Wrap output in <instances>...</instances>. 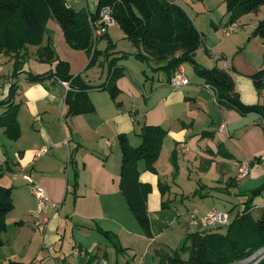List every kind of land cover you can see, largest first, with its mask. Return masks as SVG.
<instances>
[{
    "label": "crops",
    "instance_id": "1",
    "mask_svg": "<svg viewBox=\"0 0 264 264\" xmlns=\"http://www.w3.org/2000/svg\"><path fill=\"white\" fill-rule=\"evenodd\" d=\"M65 1L76 11L83 9L95 13L97 10V0L93 6L86 5L84 0ZM115 24L102 25L98 37L104 39L103 34H106L107 40L99 44L109 41L114 45L110 58L117 59L116 66L122 71L115 82L119 93L113 101L107 91L89 89L88 98L94 107L91 113L68 116L64 82L32 84L26 81L23 73L19 83L11 75L3 76L4 82H8L3 84L4 91H0V115L5 111L1 101L8 94V85L16 83L13 102L19 105L17 122L21 135L17 140H11L0 128V187L12 189L13 195V190L20 187L19 183L28 184L26 178H29L41 186L53 202L60 204V208L55 213L48 210V224L42 229L35 225V201V208L28 212L31 218H27L30 223L26 230L30 232L21 231L23 219L16 221L9 213L6 231L0 234V264L8 261L100 264L97 256L104 258L107 253L113 264L120 261L122 264H161L187 234L203 230L198 220L190 223L193 210L197 211L198 217L216 211L226 215L229 224L240 208H244L246 195L262 185L242 192L237 188L235 176L240 162L252 163L250 174L257 163L256 158L260 157L257 167L263 166V119L257 114L240 115L220 106L212 90L190 67L189 76H186L187 69L183 64L181 67L188 84L178 88L170 86L164 73L153 70L155 64L133 56L136 48L132 44L118 47L119 40L113 39L110 31ZM196 29L204 36L202 30ZM212 35L210 40L203 38L204 47L195 52V61L206 69L228 72L243 104H262L264 88L258 92L249 76L264 70V42L260 38H251L248 42L256 43L257 50L248 52L245 43L246 47L239 54L229 58L220 48L222 44L217 34ZM121 39L122 43L127 40L124 34ZM48 43L56 56L68 63L70 75L80 74L88 65L90 56L84 51L70 49L59 25L53 20L47 22L42 46ZM99 44L96 48L101 50ZM30 48L34 49L38 60V47H27L26 54ZM203 51L210 55L207 63L198 61V53ZM103 59L99 58L100 79L106 74L105 82L108 66L107 60ZM25 65L23 70L29 71ZM53 65L49 64L48 69L52 70ZM87 79L88 75L83 79L85 84L89 83ZM143 125L159 126L167 132L152 170L144 161L137 164L140 182L151 187L146 203L151 237H146L143 232V236L132 233L125 220L127 218L131 223L129 217L132 215L119 189L121 154L117 136L125 134L129 145L136 147L140 144L138 133ZM43 149L44 153L41 152ZM174 164L175 178L172 177ZM190 171L196 174L193 180L197 181L188 191L181 186L180 178L184 173L190 176ZM209 173L212 179L207 180L204 176ZM194 198L199 201H193L192 207L187 206ZM256 199H261L259 207ZM251 205V213L264 208V193L253 199ZM12 222L16 224L14 227ZM99 222H104L105 231ZM228 224L214 227L225 229ZM75 226L78 228L73 234ZM93 229L109 234L104 235L109 241L103 240L107 243L104 251L99 247L103 242L98 243L91 237ZM74 235L77 239L72 240ZM118 254H130L132 259L119 261L115 258Z\"/></svg>",
    "mask_w": 264,
    "mask_h": 264
},
{
    "label": "trees",
    "instance_id": "2",
    "mask_svg": "<svg viewBox=\"0 0 264 264\" xmlns=\"http://www.w3.org/2000/svg\"><path fill=\"white\" fill-rule=\"evenodd\" d=\"M224 3L227 24L232 25L243 15L258 11L264 5V0H224ZM105 7L110 9L114 22L136 48L133 54L136 59L155 64L153 70L164 73L166 82L170 81L179 66L191 64L197 76L213 89L220 106L240 115H259L263 119L261 125L264 130V102L243 104L234 91L228 72L216 68L206 69L195 61L194 53L202 44L203 36L184 10L169 0H97L95 13L83 9L76 11L65 0H0V53L13 55L16 59L12 78H17L22 72L26 75V81L32 84L46 81L67 83L64 101L68 107V116L94 111L88 98V90L91 88L107 91L114 101L119 93L115 82L122 74L116 66L117 59L110 58L114 45L108 41L110 51L98 50L91 32L92 25L96 26L99 20L100 10ZM52 19L59 25L70 49L84 51L90 56L87 69L100 57L107 60L108 75L105 83L96 87L88 86L80 75H70L68 63L56 56L49 43L42 46L47 22ZM253 34L264 42V19L257 22ZM27 47H38V60L53 63L54 70L37 75L24 71ZM249 78L258 92L264 88V70L255 72ZM16 91L17 85L12 83L6 98L1 101L5 111L0 115V128L4 129L11 140H17L21 135L17 122L19 105L13 102ZM166 134L159 126L143 125L138 133L140 144L136 147L129 145L125 134L117 136L121 154L119 189L129 212L146 237H151L146 204L151 187L140 182L137 164L144 161L146 167L152 170ZM259 161L260 157L255 159V162ZM263 193L264 184L251 190L246 195L244 208L225 227L224 232L219 227L211 226L187 234L178 248L166 255L161 264H236L264 249V208L260 209L257 218L251 213L253 199ZM13 209L12 189L0 187V234L6 231V218ZM3 264L24 263L8 261ZM255 264H264V257Z\"/></svg>",
    "mask_w": 264,
    "mask_h": 264
},
{
    "label": "rangeland",
    "instance_id": "3",
    "mask_svg": "<svg viewBox=\"0 0 264 264\" xmlns=\"http://www.w3.org/2000/svg\"><path fill=\"white\" fill-rule=\"evenodd\" d=\"M67 1L70 2L71 0H67ZM84 1H86V5H88V6H93L95 3V0H84ZM171 2L180 6L184 10L186 15L191 19L193 24L196 25V27H198L200 30L203 31L202 32L204 34L203 38L205 40H206V38H208V40L212 39V36H213L212 34L216 33L217 37L219 38V41H221V44H222L220 48L223 51H226L224 53L227 54L229 56V58H230V56L234 57L235 55L239 54L240 51L244 47H246V45H248V48H247L248 52L250 49L252 52L254 49H256V47H255L256 43L250 42V44H251L250 45L248 41L251 38H253L252 40H255L254 39L255 36L253 34L254 27L259 20L264 19V5L260 6L258 11H256V12H251V13L243 15L240 19H238L235 22L236 24L234 23V25L236 26L237 29L233 32L226 34L227 28H229L231 25L227 24L228 17L225 14L226 11H225L224 0H171ZM52 20L54 21V19H52ZM54 22H56V21H54ZM110 31H111V35H112L113 39L119 40V42H118L119 48L121 47V45H124V44L130 46L131 43H129V41H127V40L124 43H122L123 40L121 39V36H123V33L120 30V28L118 27V25H116V24L113 25L110 28ZM103 35H106V34H103ZM256 38H258V37L256 36ZM236 39H238V41L234 42ZM103 40H107V38L102 39V36L98 37L97 40L95 41L96 47ZM245 43H246V45H245ZM235 45H239V46L236 48ZM108 46H109V42L106 41V43L104 42V44H99L98 48L101 50L104 49L103 51H105L107 49L109 50ZM200 47L203 49V47H204L203 43L200 45ZM110 53H112V51ZM34 54H35L34 49L30 48L27 52L26 59H25V63H26L25 67L29 68V71L31 72V74H33V75H37V73L38 74H40V73L45 74V73H47V71H50L48 69V67H49L48 65L52 64V63L36 60ZM36 56H37V52H36ZM209 56L210 55H208L206 51H203V53H198L197 58H198V61H202L203 63H207L206 59H210ZM101 58H103V57H101ZM194 58H195V53H194ZM15 61H16V59L13 55L5 54L3 52L0 53V64L3 67V69L0 73V91L1 90L4 91L5 86H3V84H6L8 82V81L4 82L3 76L11 75L13 73V65H14ZM183 65H184V68L187 69L186 76L188 77L189 76L188 75L189 67L193 71H194V68L189 63H184ZM52 70H54V68ZM87 72H88V74H86ZM79 73L80 74H78V75H80L81 79H82V76H83V79H85L86 75H88L87 80L89 81V83L87 85L91 86V87L100 86L101 84H103L105 77H106V74H104L103 78L100 79V77H101V75H100L101 66H100L99 59L95 64H92L88 69L86 66L84 68V70H82ZM194 73L196 74L195 71H194ZM22 74L23 73L21 72L17 76V78H14V80L17 81V79H18L19 83H21L22 81L20 79L23 77L22 76L20 77V75H22ZM75 75H77V74H75ZM11 78H12V76H11ZM10 85H11V83L8 85V88ZM255 165L253 166V171L251 172L250 176L248 178L238 182L237 188L240 191L243 192L245 190L253 189L256 186H259V185L264 183V162H263V166H261V167H257L258 163H255ZM258 168H259V170H257ZM150 172H154V171H150ZM182 175H183V177L180 178L181 186H183V189H188V191L189 190L191 191L193 185H194V187L196 186L197 180H193V179H195V177H197L196 174L193 173L192 171H190L189 172L190 176H187V173H184ZM211 175L212 174L209 173V174L205 175L204 178L207 180L212 179V178H210ZM176 176H177V174L173 170L172 177L175 178ZM19 185H20V187L18 189L13 190L12 201H13L14 209L9 214V216H11V218H14V220H16V221H20L23 219L24 227L21 229V231L30 232V231L26 230L28 223H30V221L27 218H29V219L31 218L30 215H28V212L31 211L30 208H33V209L35 208V201L36 200H34L33 199L34 197H32V195H31L30 184H27L24 181H21L19 183ZM256 200H257L256 206L259 207L261 199H256ZM193 201H199V199H197V198L192 199L191 201H189L190 203H187V206L192 207ZM36 209H37V202H36ZM258 209L259 208L255 209V211L252 213V216L254 218H257L259 216L260 209L259 210ZM129 218H131V220H130L131 223L129 222V220L127 218L125 220H126L127 224L129 225V228L132 230V233L136 232V233H139L142 235L141 228L139 227V225L136 222V220L134 219V217L132 216ZM192 222L193 221L191 220L190 223H192ZM12 224H13L12 225L13 227L16 225V224L14 225V222H12ZM98 224L101 227H104V229H103L104 231L106 230V228H105L106 226H105L104 222H99ZM12 226L10 227L11 230L13 228ZM73 228H74V229H72L73 234H76V229L78 227L75 226ZM219 230H221L222 232L225 231L224 227L219 228ZM90 235L92 238H95L98 243L103 242V240H105L106 242H109L107 240V238L104 237V235H102L99 232L97 233L94 229H93V233H91ZM74 239H77L75 235L72 238V240H74ZM88 241H92L91 238H88ZM106 242H103V244L101 243V245L99 244L100 249L103 251L105 250L104 245H107ZM259 251L260 250L256 251L249 258H247L241 262H238L236 264H255V263H257L258 260L260 259V257L262 256V255H259V253H258ZM257 253H258V255L255 258H253ZM113 257H114V255H113ZM97 258L100 261V264H104V263L105 264H113V261L111 260L109 253H107L106 257H104V258H101L100 255H98ZM115 258L118 259L119 261L124 259L125 262H128V261H131L132 255H130V254H128V255L120 254L119 255L118 254V255H116ZM28 263H30V262H28ZM120 263L122 264L121 261L118 264H120Z\"/></svg>",
    "mask_w": 264,
    "mask_h": 264
},
{
    "label": "built area",
    "instance_id": "4",
    "mask_svg": "<svg viewBox=\"0 0 264 264\" xmlns=\"http://www.w3.org/2000/svg\"><path fill=\"white\" fill-rule=\"evenodd\" d=\"M114 22L110 9L108 7L102 8L99 13V20L96 24V26L92 25L91 32L92 37L96 41L98 36L100 35V32L103 30L100 26V24H103V26L108 27L112 25ZM237 28L234 24H232L229 28H227L226 34L235 31ZM2 70V67L0 66V71ZM66 89L68 90V84L64 83ZM188 84V80L184 75L183 69L181 66H179L175 72L172 74L171 79L169 81V85L175 88H178L180 86H184ZM212 92L214 93L213 89L209 86H206ZM215 96V95H214ZM42 153L45 152V149L41 151ZM250 176V165L248 162H240L237 168V173L235 176V179L237 182H240ZM26 181L31 186V192L33 197L35 198L37 202V209L34 213V220L35 225L45 229L48 224V210H52L54 213L58 211L60 208V204L53 202L47 192L38 184L34 183L31 179L26 178ZM238 206V205H237ZM242 209L238 212H240ZM190 218L193 221L198 220L202 229H207L211 226H214L216 224L218 225H224L228 224V218L226 215L220 214L216 211H209L207 212L203 217H198L197 211L193 210L190 213ZM259 255H262L260 257H264V249H260L258 252ZM258 253L253 257L255 258ZM77 254V253H76Z\"/></svg>",
    "mask_w": 264,
    "mask_h": 264
},
{
    "label": "water",
    "instance_id": "5",
    "mask_svg": "<svg viewBox=\"0 0 264 264\" xmlns=\"http://www.w3.org/2000/svg\"><path fill=\"white\" fill-rule=\"evenodd\" d=\"M103 24H101V26H102Z\"/></svg>",
    "mask_w": 264,
    "mask_h": 264
}]
</instances>
